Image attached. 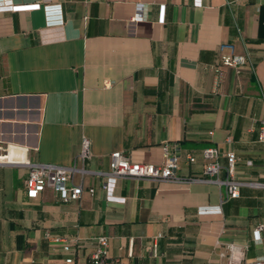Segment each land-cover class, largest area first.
I'll use <instances>...</instances> for the list:
<instances>
[{"label":"crops","instance_id":"crops-1","mask_svg":"<svg viewBox=\"0 0 264 264\" xmlns=\"http://www.w3.org/2000/svg\"><path fill=\"white\" fill-rule=\"evenodd\" d=\"M12 1L0 0V154L70 165L88 137L92 155L67 203L50 188L30 198L28 167L0 164V264H91L99 235L117 264L264 261V0ZM233 54L247 62L223 63ZM166 143L183 177L204 175L205 148L222 165L234 151L241 195L118 177L109 198L97 171L114 151L161 162ZM47 234L79 240L67 251Z\"/></svg>","mask_w":264,"mask_h":264},{"label":"built area","instance_id":"built-area-1","mask_svg":"<svg viewBox=\"0 0 264 264\" xmlns=\"http://www.w3.org/2000/svg\"><path fill=\"white\" fill-rule=\"evenodd\" d=\"M5 6H13L12 0H2ZM144 13V6L141 9ZM221 47H230L234 49L233 44H223ZM222 61L228 65H237L247 62L246 55H228L223 56ZM219 71V68H216ZM105 87L112 85V81L106 80ZM259 140L264 142V119L261 120L259 127ZM163 160L161 162L137 161L123 151H114L111 154L110 170L103 172L97 171L109 178V198H112V189L118 177H136L151 179L156 182H172L187 183L192 181H212L224 186L222 202L229 199L237 198L241 195V187L246 184L239 180L236 176L237 155L234 151L225 154L227 157V165L219 162L220 152L217 147H207L203 150V156L207 160L204 175L183 177L178 174L180 168V155L177 146L164 144L162 148ZM91 142L88 137H84L82 141L81 152L78 154L75 162L70 165H62L51 162H33L30 159H17L11 156L9 152L0 154V164L23 165L28 167V174L25 178V188L30 198L39 197L40 193L47 188L54 190L59 194L63 202L78 201L84 191L82 184L75 182V175L81 173L85 175L89 171L85 168V162L91 157ZM187 158L190 162L195 161L196 157L188 154ZM82 162V166L77 165V161ZM225 170L226 176L221 178L222 171ZM256 185L264 186V183H256ZM91 192L94 189H90ZM221 213V206L217 207ZM204 211V210H203ZM264 230V223L260 224L254 230L255 239L259 240ZM47 237L53 242H64L63 248L67 251L73 248L78 242V238L66 239L59 236L47 234ZM96 248L90 255L91 264H117V259L113 258L109 251L108 235H99L96 238ZM226 250L230 255L237 251L240 247L235 243H226ZM222 255H225L223 252ZM73 257H68L66 262L61 264H72ZM245 264H264V261L247 262Z\"/></svg>","mask_w":264,"mask_h":264}]
</instances>
